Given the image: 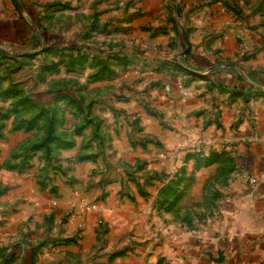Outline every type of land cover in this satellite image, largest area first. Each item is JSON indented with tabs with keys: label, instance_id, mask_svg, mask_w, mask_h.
<instances>
[{
	"label": "rangeland",
	"instance_id": "obj_1",
	"mask_svg": "<svg viewBox=\"0 0 264 264\" xmlns=\"http://www.w3.org/2000/svg\"><path fill=\"white\" fill-rule=\"evenodd\" d=\"M181 1L172 0V12ZM134 5L0 0V264L10 252H16L12 264H29L32 248L34 264L44 258L41 264H59L51 255L62 245L83 255V262L68 264H110V253L125 248L133 257L123 263L180 264L163 256L185 253L186 231L215 217L219 190L229 187L235 171L220 154L218 143L228 137L221 129L226 120L230 130L240 122L253 89L231 95L229 106H239L233 118L232 112L223 116L218 95L199 99L181 83L178 95H164L157 64L174 62L184 84L190 75L176 54L168 60L152 29L145 47L142 32L128 21ZM17 23L23 34L31 32L25 43ZM182 28L173 26L177 34ZM152 177L156 181L148 182ZM106 186L123 191L119 201L135 206L124 224L103 211L110 199ZM153 186H174L176 193L169 202L162 194L154 202ZM191 188L195 199L187 196ZM105 220L116 222V234H109ZM89 221L96 244L82 241ZM34 223L42 224L39 238H32ZM138 253L149 257L139 260Z\"/></svg>",
	"mask_w": 264,
	"mask_h": 264
},
{
	"label": "crops",
	"instance_id": "obj_2",
	"mask_svg": "<svg viewBox=\"0 0 264 264\" xmlns=\"http://www.w3.org/2000/svg\"><path fill=\"white\" fill-rule=\"evenodd\" d=\"M215 1L218 0H182V18L179 19L178 7H173L174 12L171 11L172 0H135L128 20L134 30L142 32L140 40H144L146 48L149 47L146 40L148 30H154L160 38L157 46L164 48L168 60L171 52L176 54L178 65L190 75L184 84L181 76L177 75L180 71L174 62L157 64L156 81L164 89V95L169 96V91L178 95L180 83L199 99L218 95L222 100L223 116L232 112L233 118L239 106L233 103L229 106L231 95L235 91L247 93V90L253 89L247 93L249 103L245 113L238 115L240 120L236 116L240 122L230 130L226 120L221 129L228 137L218 143L223 150L220 154L224 155L223 159L229 158L233 162L235 171L229 187L219 190V209L215 217L186 231L188 235L182 247L185 253H171L163 257L170 262L180 261V264L183 261L184 264H264V0H224V4L222 0ZM178 22L185 29L190 45V53L186 56H181L183 47H187L182 37L183 28L178 34L173 30ZM171 41L176 43V47L169 49ZM150 181L153 183L156 179L152 177ZM220 181L225 185L227 180L223 176ZM170 184L171 181H167L165 186ZM108 186L105 188L110 199L102 205L103 211L124 224L135 206L119 201L120 196L126 197V194ZM162 188L153 186L151 193L154 202ZM192 191L191 188L187 196L191 194L195 199ZM105 221L108 222L109 234H116V222ZM92 223L89 221L85 224L87 228L82 241L96 244L98 234ZM34 227L36 232H32V238H39L43 233L42 224L39 223V228L34 223ZM37 229H41L40 233ZM111 235L107 239L113 243ZM62 246V249H57V255H51L55 263L83 262L82 253L73 252V246ZM124 250H113L108 258L110 264H128L123 261H132L130 249H127V254ZM155 256L157 262L162 261L161 255ZM137 257L143 260L149 256L138 253ZM44 259L37 263H43Z\"/></svg>",
	"mask_w": 264,
	"mask_h": 264
},
{
	"label": "trees",
	"instance_id": "obj_3",
	"mask_svg": "<svg viewBox=\"0 0 264 264\" xmlns=\"http://www.w3.org/2000/svg\"><path fill=\"white\" fill-rule=\"evenodd\" d=\"M27 28V27H26ZM14 29H19V37H18V40L20 41V42H22V43H25L26 42V40H27V38L29 37V35H30V30L27 28V31L25 32V34H23V30L20 28V24L19 23H17V24H15V26H14ZM41 31V34H42V36L44 37V39L45 40H51V39H54L53 38V36L51 35V33L49 32V31H47V30H45V29H41L40 30ZM20 34H21V36H20ZM24 35V37H23V39H22V36ZM52 41V40H51ZM53 134V133H52ZM51 131H50V133H49V135H48V137L44 140L45 142H49L50 140H51ZM213 156H215V155H213ZM215 157H217V156H215ZM83 160H85L86 158H82ZM176 188H174V186H172V187H166V188H164L163 189V191H161L160 192V196H161V194H162V197L164 198V200H166V201H168L169 202V200L172 198V197H174V195H175V193H176V190H175ZM171 201V200H170ZM176 201V200H175ZM70 242H73V241H70V240H67V241H65V243L66 244H68V243H70ZM24 245H25V243H23ZM42 246V245H41ZM18 248L19 249H21L22 247L21 246H18ZM15 251L17 250V248H15L14 249ZM37 250V248H32L31 249V258L29 259V258H27L28 259V261H29V264H34V261H33V257L35 256V251ZM15 253L16 252H10V254H9V256H7V257H5V259H4V264H12V262H13V258H14V256H15ZM30 255V254H29ZM34 255V256H33ZM8 261V262H7Z\"/></svg>",
	"mask_w": 264,
	"mask_h": 264
},
{
	"label": "water",
	"instance_id": "obj_4",
	"mask_svg": "<svg viewBox=\"0 0 264 264\" xmlns=\"http://www.w3.org/2000/svg\"><path fill=\"white\" fill-rule=\"evenodd\" d=\"M177 17L179 19L182 18V4L180 2V4L178 5V8H177ZM182 37H183V40H184V43L186 44V50L184 51V53L181 55V56H186L190 53V45H189V42H188V37H187V34H186V31L185 29L183 28L182 29Z\"/></svg>",
	"mask_w": 264,
	"mask_h": 264
}]
</instances>
